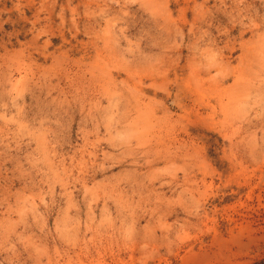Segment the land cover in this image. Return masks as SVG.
<instances>
[{
    "label": "rangeland",
    "instance_id": "obj_1",
    "mask_svg": "<svg viewBox=\"0 0 264 264\" xmlns=\"http://www.w3.org/2000/svg\"><path fill=\"white\" fill-rule=\"evenodd\" d=\"M264 257V0H0V264Z\"/></svg>",
    "mask_w": 264,
    "mask_h": 264
},
{
    "label": "trees",
    "instance_id": "obj_2",
    "mask_svg": "<svg viewBox=\"0 0 264 264\" xmlns=\"http://www.w3.org/2000/svg\"><path fill=\"white\" fill-rule=\"evenodd\" d=\"M250 264H264V257L255 260L254 262L250 263Z\"/></svg>",
    "mask_w": 264,
    "mask_h": 264
}]
</instances>
